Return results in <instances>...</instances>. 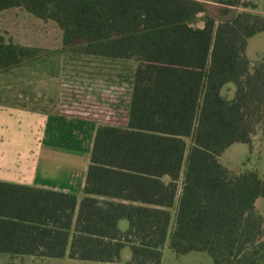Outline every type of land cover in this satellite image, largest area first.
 <instances>
[{"label": "trees", "instance_id": "1", "mask_svg": "<svg viewBox=\"0 0 264 264\" xmlns=\"http://www.w3.org/2000/svg\"><path fill=\"white\" fill-rule=\"evenodd\" d=\"M211 1L224 8L212 13L203 0H0V12L21 7L54 22L64 46L79 43L83 57L103 64L94 73L105 82L112 72L102 70L121 63L114 88L127 87L126 97H89L62 80L60 114L100 121L83 196L0 181V254L117 262L128 246V263L160 264L169 235L176 254L264 264L256 206L264 181L220 161L233 144L252 147L259 131L264 139V55L246 56L264 14L231 10L244 0ZM31 54L0 40V71Z\"/></svg>", "mask_w": 264, "mask_h": 264}, {"label": "crops", "instance_id": "2", "mask_svg": "<svg viewBox=\"0 0 264 264\" xmlns=\"http://www.w3.org/2000/svg\"><path fill=\"white\" fill-rule=\"evenodd\" d=\"M48 27H54V36ZM0 40L32 50L24 63L0 71V181L70 192L80 201L85 175L51 182L39 174L47 142L56 137L50 135L51 127L57 128L58 121L100 124L60 114L62 65L55 53L69 52L72 47L62 44L61 30L54 22L21 7L0 12ZM0 264H38V256L3 253Z\"/></svg>", "mask_w": 264, "mask_h": 264}, {"label": "rangeland", "instance_id": "3", "mask_svg": "<svg viewBox=\"0 0 264 264\" xmlns=\"http://www.w3.org/2000/svg\"><path fill=\"white\" fill-rule=\"evenodd\" d=\"M206 2L207 8L212 13H217L219 9L224 8L223 4L212 2L211 0H203ZM246 7L239 6L231 9L232 11L249 10L264 14V0H244ZM199 21L196 26H201ZM50 35H53L54 27H48ZM54 36V35H53ZM82 45L79 43L71 45L72 49L69 52L55 53L56 57L60 59L62 65V80L68 83L70 87H76L80 94L84 93L89 97H98L101 91L103 96H115L122 92V97L127 95V87L124 85L114 88L113 81L118 78L116 75L121 63L113 62L108 64L113 66L112 69H103V72H112L109 83L106 80L96 75L94 72L100 70L99 66L103 65L97 62V59L82 56ZM70 47V48H71ZM42 53V51H41ZM51 55V53L49 54ZM53 58L54 59V54ZM264 55V32L252 37L248 41L246 48V56L250 61H256L259 57ZM129 67L135 65L129 62ZM133 64V65H132ZM88 77H96L91 79ZM85 79L86 81H84ZM112 86V88H111ZM226 87L230 88V93L233 94V84H228ZM89 92V93H85ZM228 94V92H226ZM58 127H51L50 135L55 137L54 142L48 141L44 149V153L39 163V174L48 178L51 182H63L68 176L73 178H80L85 175L93 138L96 130V121H81L73 122L71 125L66 124L65 121H58ZM53 140V139H52ZM50 142V143H49ZM53 142V143H52ZM56 142V144H55ZM220 161L227 168L240 172L245 170H256L264 181V139L259 131L253 137L252 147L245 143H235L226 149ZM54 176L58 177L51 180ZM257 209L264 216V197L257 200ZM174 211L171 214L170 228L174 224ZM128 226L126 220L119 222L121 230H125ZM130 248L124 246L120 252V260L117 262H96V261H82L69 259L67 254L61 258H42L38 257V264H130ZM160 264H213L211 256L204 251H192L186 254H176L169 247V235L166 243L162 249V260Z\"/></svg>", "mask_w": 264, "mask_h": 264}]
</instances>
